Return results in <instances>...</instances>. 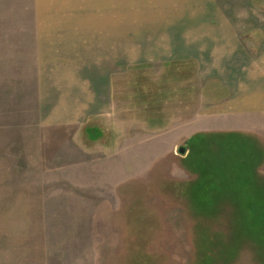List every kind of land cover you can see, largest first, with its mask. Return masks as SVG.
Wrapping results in <instances>:
<instances>
[{
  "label": "rangeland",
  "instance_id": "rangeland-1",
  "mask_svg": "<svg viewBox=\"0 0 264 264\" xmlns=\"http://www.w3.org/2000/svg\"><path fill=\"white\" fill-rule=\"evenodd\" d=\"M69 8L0 0V264H264V141L241 130L258 124L225 109L175 123L264 66V0H122L117 108L76 119L38 83L67 65L37 56L64 39ZM199 19L232 37L221 75L199 76L188 53L153 59L150 36L192 39Z\"/></svg>",
  "mask_w": 264,
  "mask_h": 264
},
{
  "label": "crops",
  "instance_id": "crops-1",
  "mask_svg": "<svg viewBox=\"0 0 264 264\" xmlns=\"http://www.w3.org/2000/svg\"><path fill=\"white\" fill-rule=\"evenodd\" d=\"M67 3L70 5L69 9L72 10V15L69 18L68 32L64 39L59 40V37L50 38L49 43L52 47L49 55H43L42 53V49H45V41L40 43L41 55H38L37 59L67 60V65L60 63L61 66L59 67L62 70L59 71V74L58 72L51 75H47L45 72L44 74H39L38 83L40 89L44 92L43 97L47 98L50 96V99H52V93H55L56 96L53 101L56 99L61 101L63 104L60 107L66 110L64 113L75 119L79 115L89 113L93 109L101 110L100 113L111 114L110 112L112 111L110 110H115L118 103V101H115L116 97L113 94L117 91L115 78L121 75L123 65L122 16L120 14L122 11V0H67ZM148 10L150 9L148 8ZM209 10L216 11L213 3L205 11ZM78 13H84L85 15H81L82 18H80ZM199 21L201 22L202 20L199 19ZM218 22L205 19L202 21V25L203 23L205 24L203 25L204 28L200 23L201 31L194 34L192 39L187 36L181 39L178 33L175 41L171 40L170 36L163 35L161 38L155 37L156 39L150 36L148 44L158 45L161 43V46L150 48L149 52H151L153 59L158 57L164 59L170 53L175 52L188 53L193 55L199 63V76L221 75L218 72L222 67L217 55L218 43L227 44L233 40L232 37L224 35V39L219 41L218 36H213L209 34V31H206L207 27L211 29L218 26ZM220 22H223V26L224 23L225 26H228L226 20H221ZM91 28L96 30L90 31ZM171 42L174 44L172 45ZM37 44L39 46V41ZM220 48L222 51H227L225 58L221 59L229 60L232 58L230 55L229 57L227 56L229 52L228 46H221ZM203 51L208 52L210 55L208 57L210 61L208 65L203 61L205 60ZM229 53L232 54L233 52ZM214 54L217 55L218 61ZM133 56L135 55L130 53V61L135 60ZM206 68L207 71H205ZM249 73V80H245V83H242L240 87L238 85L237 89H234L235 92L242 90L241 94L227 97L223 102L219 101L217 106L213 107L215 109L203 111L204 113L202 111L197 112L188 120L175 123H201L204 118V121L209 120L210 122L213 114L225 109L219 113H223L226 118L232 119V116L235 115L237 119L241 118L243 123H257L258 126L252 128L244 126L241 130L244 133L257 135L259 140L264 141V66L261 64L257 73ZM236 102H241V104ZM236 112L241 113L236 115L238 114ZM113 113L115 117L116 112L114 111ZM253 120H257V122ZM226 129L240 128L231 126V128Z\"/></svg>",
  "mask_w": 264,
  "mask_h": 264
},
{
  "label": "water",
  "instance_id": "water-1",
  "mask_svg": "<svg viewBox=\"0 0 264 264\" xmlns=\"http://www.w3.org/2000/svg\"><path fill=\"white\" fill-rule=\"evenodd\" d=\"M179 151H181V152H182V151H183V148H182V147H180V148H179Z\"/></svg>",
  "mask_w": 264,
  "mask_h": 264
}]
</instances>
